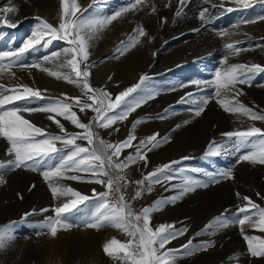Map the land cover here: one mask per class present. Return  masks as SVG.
<instances>
[{
	"label": "rangeland",
	"instance_id": "obj_1",
	"mask_svg": "<svg viewBox=\"0 0 264 264\" xmlns=\"http://www.w3.org/2000/svg\"><path fill=\"white\" fill-rule=\"evenodd\" d=\"M78 3L81 9L91 4L88 0H80ZM129 3L130 0H99L96 7L106 8V14L113 15L118 9L127 7ZM146 3L149 6L142 10L122 13L114 20L99 38L92 42L86 62L92 65L100 54H107V61L116 65L109 70L107 78L111 85L109 93L113 99L123 91L124 87L126 89L139 81L136 80L137 73L147 74L150 77L146 83L155 93L154 97L130 113L126 120L118 121L111 127L115 133V143L127 138L132 131L133 123L137 120L142 121L143 125L139 123L136 126L135 136H151L158 133V139L168 136L169 140L147 152L146 164L140 161L127 168V179L138 181L164 164L181 161L174 167L183 168L184 172L178 174L171 184H181V176L207 183V187H196L194 191L187 192L173 203L164 204L150 214V224L154 229L162 224L173 225L176 229L187 227V232L172 240L167 248L181 249V246L188 244L189 240L193 246L213 242L211 247L193 251L190 255H178L175 264H264V257H252L248 253L247 241L244 240L238 224H230L215 231V234H211L212 230L209 229L208 234L197 235L215 217L225 213H235L239 206L246 203L241 197L247 196L264 207V199H262L264 165L238 160V154L233 152L229 138L223 135L231 131H243L250 126L264 129V121H253L239 113L225 111L217 102L214 89L205 84L214 79L217 70H223L227 66L224 64V58L228 55L225 44L235 38H243L246 46L242 48L247 50L229 56L228 64L255 63L264 66V49H259L256 41L250 38L263 30L258 21L264 16V8L260 9V14L234 13L236 8H233L235 10L232 12H221L211 5L219 7L223 0H209V3H205L204 0H188L183 9L184 14L176 17L177 0H171L170 7L165 6L168 0H146ZM152 4L156 6L155 13L150 11ZM9 6L18 8V12L13 16V22L17 26L9 27L0 23V52L21 48L35 30L37 16L46 19L54 26L60 21L61 0H0V8ZM203 8H208L206 15L213 21L206 28L202 27L199 19V10ZM227 13L229 16H225ZM163 18H167L166 23L162 22ZM242 20L256 22L240 23ZM236 25L239 27H235ZM137 27H142L148 35L141 37L139 44L128 48L121 55L117 48L122 41L127 43L129 38L134 36ZM198 27H202V30L195 31ZM220 30H228L234 34L231 38L219 37L215 33ZM67 46L66 41H53L48 47H38L35 51L29 50L24 53L22 62L29 65L34 62L40 63L41 67H44L48 65L43 63L45 56ZM35 68L37 67H13L14 78H10L6 73L0 77V83L6 87L16 84L33 86L35 89L41 87L49 75L43 71L42 76L45 78L34 75ZM261 75L253 80L251 86L241 85L244 95L239 97L243 104L258 112H264V74ZM51 79L55 80L53 78L49 80ZM88 79L93 89H99L94 87V75L91 71ZM197 81L201 83L197 84ZM189 93H192L193 97L189 98V102L182 103L181 98L188 97ZM205 96L211 99L204 111L199 116H195L197 105L191 100L198 101ZM23 115L37 127L57 135L58 131L50 124L51 120L45 113L33 112ZM77 116L82 119L79 112ZM141 116L146 118L140 119ZM144 122L149 125H145ZM65 127L74 130L70 125ZM117 128L119 130L114 131ZM96 130L100 138L108 142L102 131ZM137 132L142 133L136 135ZM213 141L221 146L220 154L210 156L207 152ZM8 147L6 140L0 138V162L9 159ZM132 151V148L125 149L121 159ZM184 157L189 159L184 160ZM225 171H230L231 176L221 178L219 174ZM72 174L76 173H68V175ZM207 174L216 175L218 182H211ZM79 175L84 178L63 179L60 183L83 195H88V189L93 183L88 182V174L79 173ZM3 180L4 183H0V228H9V234L13 239L6 247L0 249V264H115L103 251V245L108 239L116 235L123 236L114 228L60 230L57 239H52L48 235L34 234L37 229L28 225L39 224L47 216L54 215L52 209L66 199L53 196L50 182L45 180L41 170L21 168L7 171L3 174ZM85 183L89 185L85 186ZM168 187L169 190H165V187L155 184L150 192H145L139 199L131 200L133 209L139 212L158 200L178 194L179 189H171V185ZM136 190L135 184L126 185L122 189L128 199L134 196ZM44 209L48 211H42ZM72 211L77 216H83L87 209L81 204ZM25 213L30 215L27 216L26 221H22ZM245 230L250 235L264 236V233L248 230L246 226ZM66 237H70L67 242L68 251L66 259L62 261L51 249Z\"/></svg>",
	"mask_w": 264,
	"mask_h": 264
},
{
	"label": "snow or ice",
	"instance_id": "obj_2",
	"mask_svg": "<svg viewBox=\"0 0 264 264\" xmlns=\"http://www.w3.org/2000/svg\"><path fill=\"white\" fill-rule=\"evenodd\" d=\"M99 0H91L87 8L81 9L78 0H61L60 21L54 26L46 19L37 16V26L18 50L0 52V77L9 74L14 78L13 67L21 68L37 67L49 76L65 80L75 84L81 89V96L61 98L46 97L40 89H35L24 84H16L6 87L0 83V138L8 143L7 155L9 159L0 162V183H4L3 174L7 171L26 168L29 170H41L45 180L50 182V188L55 198H66L64 202L56 206L52 211L54 215L47 216L42 222L34 227L35 235H48L54 239L58 231L70 230L72 228H89L100 230L111 227L123 234L124 239L110 238L103 245L104 253L110 257L115 264H175L180 254L190 255L193 251L203 250L211 247L213 242H206L193 246L191 240L181 249H170L166 246L174 239L184 235L187 227L176 229L173 225L162 224L153 228L150 224V214L158 210L166 203H173L184 194L194 191L196 187H207V183L195 181L190 177L181 176L182 183L173 185L171 182L178 174L184 172L183 168H176L181 161H171L150 173L141 180L130 181L127 179L126 169L140 161L147 163V152L167 143L168 136L158 139L155 133L145 139L137 140L135 128L142 121L137 120L132 125L127 138L117 143L106 142L100 138L96 129H108L118 121H124L142 104L152 99L155 93L148 86L150 77L141 75L139 81L121 91L113 97L103 89H93L89 83L90 66L87 65L89 48L92 42L99 38L102 32L122 13L128 11H139L149 6L146 0H130L127 7L117 11L113 15H102L96 7ZM209 3V0H204ZM239 8L251 7L250 0H230ZM188 0H177L176 17L182 16L183 9ZM166 7L171 6L168 0ZM212 8L221 12H232L235 9H225L223 3L211 5ZM92 9V11H89ZM155 4L150 6V11L156 12ZM18 12L15 6L0 8V23L9 27H16L13 16ZM79 13V14H78ZM208 8L199 10V19L202 27H207L213 21L209 18ZM264 20V16L260 17ZM162 22L166 23L167 18ZM255 20H242L240 23H255ZM235 27H239L236 25ZM200 29H195L199 31ZM219 37H229L234 34L228 30H220L215 33ZM148 34L142 27H137L134 36L127 43L121 42L117 51L122 55L128 48L135 47L140 43L141 37ZM149 39H152L149 37ZM66 41L68 46L53 51L43 58V63L52 64L49 67H41L40 63L31 65L23 63L24 53L29 50H37L38 47H47L53 41ZM240 41L225 44L228 55L224 58L227 65L223 70L214 73V79L205 84L214 89L217 102L225 111L239 113L251 120L264 121V112L255 111L243 104L239 97L244 95L241 85L251 86L258 75L264 74V66L259 64L231 63L228 64L229 56L238 55L247 49L239 47ZM81 65H84L81 67ZM59 69H68L60 71ZM197 84L201 82L197 81ZM47 91V90H44ZM193 94L182 97L181 102H189ZM211 97L205 96L196 103L195 116H199ZM19 101L20 103H17ZM234 101V102H233ZM79 109L81 113L91 110L94 113L92 120L84 123L73 109ZM41 112L53 121L60 129V135H54L26 119L23 113ZM167 112V110H166ZM58 117L69 121L81 132H68ZM162 118V117H161ZM179 127V125H177ZM119 129H114L118 131ZM223 135L229 138L231 148L238 154V160L248 161L252 164L264 165V129L250 126L246 130L231 131ZM77 141H85L87 146ZM60 145L59 147L57 145ZM132 148L131 154L121 159L125 149ZM220 145L213 141L208 148L207 155H219ZM184 160L189 159L184 157ZM192 171H199L192 169ZM68 173H76L68 175ZM79 173L88 174V182L102 185L104 191L97 193L93 189L91 197L81 194L71 187L60 183L63 179L81 180L84 177ZM211 182H218L216 175L207 174ZM221 178L231 176L230 171L219 174ZM135 184L137 190L131 199L126 198L122 189L126 185ZM155 184L165 187V190L179 189L178 194L170 198L156 201L150 207H144L139 212L133 209L131 200L139 199L145 192H150ZM239 195V194H237ZM259 195V194H257ZM245 204L238 207L235 213L221 214L215 217L201 233L208 234L211 229L215 231L228 227L230 224H238L241 228L243 238L247 241V251L252 257H264V236L247 234L248 230H258L264 233V207L255 203L249 197H241ZM264 199V197H262ZM89 202V203H85ZM84 204L87 212L83 216H77L73 209ZM47 212L48 209L42 210ZM34 214V213H33ZM29 213H25L22 221H26ZM13 239L9 234V228H0V249L7 246ZM238 259V257H237Z\"/></svg>",
	"mask_w": 264,
	"mask_h": 264
},
{
	"label": "bare ground",
	"instance_id": "obj_3",
	"mask_svg": "<svg viewBox=\"0 0 264 264\" xmlns=\"http://www.w3.org/2000/svg\"><path fill=\"white\" fill-rule=\"evenodd\" d=\"M78 2H80V0H78ZM88 2L90 3L91 0H88ZM250 4H251V7L243 8L242 9V8H239L235 3L230 2V0H223V6L224 7H227V8H236V11H234V13L241 12V14H253V13H259L260 9L264 8V0H250ZM98 10H99L100 14L106 15V16L108 15V14H106L107 13L106 8H104V9H98ZM118 10L120 11V9H118ZM225 16H229V13H227V15H225ZM258 23L262 26V29L264 30V26H263L264 20H260V21H258ZM198 29L202 30V27H198ZM263 30H261L260 33L256 34L255 36L250 37L251 40L256 41V43L258 44L259 49H264V31ZM235 41H240L241 42L238 45L239 47L246 46L244 44L246 41L243 38H235V39H232V40L229 41V43L230 42H235ZM60 49H62V47L61 48H58L56 51H59ZM107 56H108L107 54H100L97 57V60L94 59L95 60L94 63L92 65H89L90 66L89 69L92 72V74L94 75V87L95 88L98 87L99 89H103V90H105V91H107L109 93L110 92V89H111V85L109 83V80L107 79L108 78V74H109L108 72H109V70L113 69L116 65L110 63L109 61H107L108 60V57ZM91 61L93 62V58H92ZM51 65L52 64H48V65H45L44 67L53 68V65L52 66ZM87 65H88V63H87ZM83 66L84 65H81V67H83ZM53 70H58V69L53 68ZM59 70L60 71H64V72L68 71V69H59ZM44 73H46V72H44ZM33 74L34 75H37L39 77L45 78L44 76H42V71L40 70V68L33 69ZM140 76H141V74L140 73L139 74L137 73L136 80L139 79ZM50 78H53L55 80H52V79L49 80ZM39 87H37L36 89H40L42 91V94L44 96H46V97L61 98L62 96H67V97H78V96H81V89L79 87H77L75 84H72V83H69V82H67L65 80L57 79V78L51 77V76H48L47 80L46 81H43V85L40 88ZM124 89H125V87H124ZM44 90H47V91H44ZM17 103H20V102L17 101ZM73 110L76 111L77 113L79 112L82 115V119H80V120L82 122H84V123H88L89 119L93 115V113L91 112V110H86L83 113H81L79 111V109H75L74 108ZM181 116H182V114H181ZM144 117L146 118V116H141L140 119H145ZM58 118L61 120V123L64 124V127H65V125H70L71 127H74V130H68L65 127V129L68 132H75V131L76 132H81L82 131L81 129H78L74 125H72L69 121L64 120L62 117H58ZM50 124L51 125H54V127L58 131L57 135H60L61 134L60 129L56 126V124L53 121H50ZM145 125L148 126L149 124H146L145 123ZM100 130L105 135V137H107L108 142L115 143V133L113 132V130H112L111 127L108 128V129H100ZM141 133L142 132H139V133L137 132L136 135H141ZM146 137H148V136H144V135L143 136H136V138H137L136 141L145 139ZM79 143L87 146V144H86L85 141H79ZM87 185H89V184L85 183V186H87ZM93 189H95V191L97 193H99V192H101V190L104 189V187L102 185L93 183V185L90 186V188L88 189L89 192H88V195L87 196L91 197L93 195ZM58 236L59 235H57L56 239L58 238ZM69 238L70 237H66L63 240L58 241L56 243V245L51 249V251L53 252V254L57 258L61 259L62 261L64 259H66V252L68 251L67 242L69 241ZM114 238L123 240L124 239V236H118V235H116V236H114Z\"/></svg>",
	"mask_w": 264,
	"mask_h": 264
}]
</instances>
